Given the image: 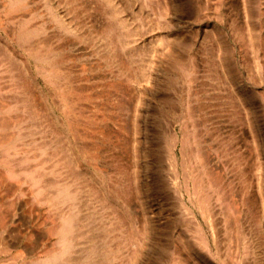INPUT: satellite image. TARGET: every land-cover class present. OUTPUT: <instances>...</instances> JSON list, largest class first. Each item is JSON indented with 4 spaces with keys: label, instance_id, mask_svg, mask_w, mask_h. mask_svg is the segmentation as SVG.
<instances>
[{
    "label": "rangeland",
    "instance_id": "obj_1",
    "mask_svg": "<svg viewBox=\"0 0 264 264\" xmlns=\"http://www.w3.org/2000/svg\"><path fill=\"white\" fill-rule=\"evenodd\" d=\"M0 150V264H264V0H0Z\"/></svg>",
    "mask_w": 264,
    "mask_h": 264
},
{
    "label": "bare ground",
    "instance_id": "obj_2",
    "mask_svg": "<svg viewBox=\"0 0 264 264\" xmlns=\"http://www.w3.org/2000/svg\"><path fill=\"white\" fill-rule=\"evenodd\" d=\"M50 67L47 69V67L45 68V66H43V65H38V71H40V73H45L46 75H48V74H50V73H55L56 71H57V68H56V65H55V67H54V64L53 65H49ZM52 66V67H51ZM47 72H49L48 74H47ZM57 74V73H56ZM42 75H44V74H42ZM51 75V74H50ZM55 75V74H54ZM25 79H27L26 77H25ZM57 79V78H56ZM23 80H24V78H23ZM28 80V79H27ZM30 80V79H29ZM31 80H32V78H31ZM33 81V80H32ZM31 81V82H32ZM29 82V81H28ZM33 84H35L34 82H32ZM31 87V86H30ZM33 87V86H32ZM37 87V86H36ZM36 87H35V89H36ZM32 89V88H31ZM34 91V90H33ZM37 91V90H36ZM39 92V91H38ZM36 93V94H39V93ZM54 92V91H53ZM31 93V92H30ZM35 93V92H34ZM57 94H58V92H57ZM53 95H54V97H53V100H54V103L57 105V106H60L61 104L63 105V103L61 102V99L55 94V93H53ZM38 97H40L39 95H38ZM11 108V107H10ZM13 144V143H12ZM12 144H11V147L12 148H15L14 147V145L12 146ZM11 147L9 146V150L11 149ZM4 149V148H3ZM6 149V148H5ZM8 149V148H7ZM9 150H5V151H2V150H0V151H2V153H5V154H12V153H10V151ZM13 151H14V154H15V152L16 153H18L17 151H16V149L14 150V149H12ZM16 155V154H15ZM241 167V166H240ZM243 167V166H242ZM243 169V168H242ZM245 173H246V171H244ZM243 173V172H242ZM244 174V173H243ZM243 174H242V176H243ZM241 178H243V180H245L244 179V177H241ZM36 179V178H35ZM39 180V179H38ZM38 180H36V183H38ZM246 182V181H245ZM245 182H244V184H245ZM35 183V182H34ZM36 185H38V184H36ZM39 187V186H38ZM246 187L248 188V186L246 185ZM245 187V188H246ZM40 188V187H39ZM66 188V187H65ZM264 188V187H263ZM61 189V188H60ZM241 189H242V187H241ZM62 190H66V189H63V187H62ZM62 190H61V192H62ZM251 190V189H250ZM63 191V192H64ZM67 191V190H66ZM244 191V190H243ZM248 191V190H247ZM248 192H250V191H248ZM243 193V192H242ZM246 193V192H245ZM250 193H252V192H250ZM65 195H67L66 193H65ZM248 195H249V193H248ZM253 195V194H252ZM64 196V195H63ZM69 196V195H68ZM68 196H66V197H68ZM242 196H244V195H242ZM245 196H247V195H245ZM250 196V195H249ZM251 197H253V196H251ZM250 197V198H251ZM68 222V221H67ZM212 229V228H211ZM215 231V230H214ZM214 233V235H215V233L216 232H213ZM216 236V235H215ZM214 238V237H213ZM215 239V238H214ZM206 245V244H205ZM196 247V246H195ZM192 248V247H191ZM197 248V247H196ZM195 249V248H194ZM193 249V250H194ZM198 250H199V248H198ZM207 250V247L205 248V251ZM195 251V250H194ZM201 251V250H200ZM202 251H204L203 249H202ZM201 251V252H202ZM197 252V251H196ZM192 254H195L196 255V253H192ZM199 254H200V252H199ZM199 254H197V256L198 257H201V255L199 256ZM202 254H204V253H202ZM208 255L210 254V253H207ZM205 255V254H204ZM193 256V255H192ZM196 256V257H197ZM194 257V256H193ZM206 257H208V256H206ZM209 257H210V255H209ZM208 257V258H209ZM212 257V256H211ZM205 257H203V259H204ZM199 258H195V260H198ZM194 260V261H195ZM201 260H202V257H201ZM206 260V259H205ZM209 260V259H208ZM207 260V261H208ZM210 260H213V259H210ZM197 262H199V261H197ZM205 261H203L202 263H204ZM210 262H213V261H210ZM215 262V261H214ZM206 263V262H205ZM208 264H210V263H208ZM215 264V263H214Z\"/></svg>",
    "mask_w": 264,
    "mask_h": 264
}]
</instances>
